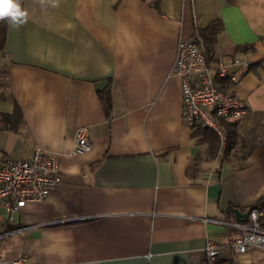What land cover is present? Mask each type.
<instances>
[{"label": "crops", "instance_id": "0c3cea01", "mask_svg": "<svg viewBox=\"0 0 264 264\" xmlns=\"http://www.w3.org/2000/svg\"><path fill=\"white\" fill-rule=\"evenodd\" d=\"M0 50V164L37 148L58 159L61 182L12 214L0 205V258L27 264H195L207 241L227 244L235 209L264 197V0H21ZM219 23L211 62L249 55L237 83L249 107L210 153L207 131L183 118L174 72L181 39ZM1 76L6 82L1 85ZM110 89L111 115L99 92ZM92 148L72 154L77 129ZM230 136V140H229ZM8 264V263H0ZM216 264H264V251Z\"/></svg>", "mask_w": 264, "mask_h": 264}, {"label": "built area", "instance_id": "2783aa9c", "mask_svg": "<svg viewBox=\"0 0 264 264\" xmlns=\"http://www.w3.org/2000/svg\"><path fill=\"white\" fill-rule=\"evenodd\" d=\"M21 6V0H19ZM254 65L249 55L229 56L211 62L208 53L193 39L178 43L174 72L180 77L183 118L193 128L214 132L224 147L228 141L226 123L241 119L249 107L230 91L221 88L227 80L237 83ZM92 148L90 129L80 126L75 134L72 154H84ZM57 156L39 148L29 158L7 157L0 164V205L7 208L9 219L15 210L29 202L45 199L61 182ZM237 233L232 242L207 241L195 264H216L233 253L251 249L264 251V207L253 205L248 219L232 223ZM26 256L1 259L0 263L27 264Z\"/></svg>", "mask_w": 264, "mask_h": 264}, {"label": "trees", "instance_id": "16d2710c", "mask_svg": "<svg viewBox=\"0 0 264 264\" xmlns=\"http://www.w3.org/2000/svg\"><path fill=\"white\" fill-rule=\"evenodd\" d=\"M7 25L8 23L6 21L0 22V50L4 48L5 40L7 36ZM221 30V25L219 23H212L211 26L202 32V38L203 39H195L196 43L207 53H209L211 45L213 41L216 38V34ZM6 82L4 81L3 77L1 76V85L4 87ZM221 88L226 90V87L222 84ZM7 97L6 92L3 90L0 94V99H3ZM99 97L101 99V102L104 106L105 112L107 116L111 115L112 110V93L111 90L108 88L106 90L99 92ZM18 108L15 109V112L13 114H2L0 112V127L8 126L9 124H13L15 121L17 122L18 117ZM228 123V122H227ZM226 123V124H227ZM197 129H202L203 131H207L211 139V143L209 142V151L210 153L216 155L219 148H220V140L218 136L212 132L211 130L204 128V127H198ZM230 140V136H229ZM258 207H264V197L259 201L258 204H256ZM220 262V260L218 261ZM217 262V263H218Z\"/></svg>", "mask_w": 264, "mask_h": 264}, {"label": "clouds", "instance_id": "9594fccd", "mask_svg": "<svg viewBox=\"0 0 264 264\" xmlns=\"http://www.w3.org/2000/svg\"><path fill=\"white\" fill-rule=\"evenodd\" d=\"M53 6L57 0H52ZM28 13L22 10L19 0H0V22L6 21L10 27H19L27 22Z\"/></svg>", "mask_w": 264, "mask_h": 264}, {"label": "water", "instance_id": "95a60500", "mask_svg": "<svg viewBox=\"0 0 264 264\" xmlns=\"http://www.w3.org/2000/svg\"><path fill=\"white\" fill-rule=\"evenodd\" d=\"M234 211L237 215V219L239 220H242L240 216H247V214L242 213L239 209H235Z\"/></svg>", "mask_w": 264, "mask_h": 264}]
</instances>
